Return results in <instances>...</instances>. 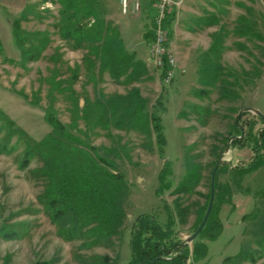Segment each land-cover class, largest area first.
Returning a JSON list of instances; mask_svg holds the SVG:
<instances>
[{"label": "rangeland", "instance_id": "rangeland-1", "mask_svg": "<svg viewBox=\"0 0 264 264\" xmlns=\"http://www.w3.org/2000/svg\"><path fill=\"white\" fill-rule=\"evenodd\" d=\"M131 1L128 13L123 14L118 0H97L104 21L118 29L125 51L134 53L146 65L147 79L129 86L111 79L107 72L99 75L96 68L93 76L89 75L86 44L76 47L74 40L64 36L60 0L2 1L0 229L12 232L13 237L4 238L0 231V264H128L131 227L140 215L151 216L163 225L171 215L174 235L183 241L190 236L197 208L205 203L210 172L218 159L222 162L215 175L217 189L230 194L223 197L225 201L216 214L221 231L213 239L197 236L192 243L204 245V256L190 258L185 264H264V160L254 157L250 142L264 131V125L252 112H242L238 118L244 108L257 110L264 117V0H185L174 11L170 38L162 24L167 51L174 62L175 77L168 84L163 81V70L148 63L158 18L157 2L150 0L153 11L147 16L142 0L140 11L133 5L135 0ZM213 17L216 24L205 26ZM241 18L247 20L250 32L261 38H252L249 33L240 37L236 30ZM15 20L24 33L26 48L47 38L37 60H21L12 33ZM93 22L91 18L84 21L88 26ZM146 33L151 34L148 44ZM215 33L222 36L215 59L220 73L212 80L213 68L206 67L210 71L207 73L201 70ZM51 79L74 92L78 109L86 102L91 104L98 95H125L137 88L147 110L162 116L163 159L158 157L153 138L149 140L135 131L92 129L73 114L69 92H54L49 97ZM210 79L209 85L204 84ZM158 98L163 113L154 107ZM32 101L38 105H30ZM47 107L53 108L62 124L75 125L85 132L93 147L122 146L117 149L120 159L113 160L124 177L128 196L122 205L119 233L110 239L94 244L90 243L92 238L67 240L63 234L68 225L63 220L53 221L52 210L40 201L45 182L36 171L42 163L30 158L25 167L21 166L26 141L18 132L35 142L46 136L51 130L43 119ZM8 121L13 123L10 131ZM237 125L240 133L235 131ZM238 135L239 143L234 146L230 138ZM255 162L257 167L246 172ZM164 163V186L159 189ZM239 169H243L241 173ZM192 171L198 180L186 186L190 191L175 192ZM188 246L191 249V243ZM241 252L243 257L238 259ZM103 258L108 262L103 263Z\"/></svg>", "mask_w": 264, "mask_h": 264}, {"label": "trees", "instance_id": "trees-1", "mask_svg": "<svg viewBox=\"0 0 264 264\" xmlns=\"http://www.w3.org/2000/svg\"><path fill=\"white\" fill-rule=\"evenodd\" d=\"M60 3L63 30L66 31L64 32L65 38L74 40L76 47L85 43V47L89 50L87 61L89 75L93 76V70L96 68L99 75L107 72L111 79L122 81L121 83L125 86L147 79L148 72L145 63L136 59L134 53L125 51L118 29L104 21L97 0H60ZM174 11L167 13L163 23L168 38L171 36V25L175 21ZM90 18L94 22L88 26L84 21ZM216 22L214 17L207 19L205 26H213ZM239 23L240 27L236 32L240 37H246L249 33L252 38H261L260 35L250 32L245 18H241ZM12 33L21 53V60H37L47 44L45 42L47 38L43 37L40 43H37L38 45L26 48L24 33L17 20L12 23ZM144 37L149 43L151 34L146 33ZM212 37L210 49L204 54V66L201 71L207 73L209 70L206 67L213 68L211 79L215 80L220 73V67L215 59L218 57L222 36L215 33ZM211 79L204 84L209 85ZM49 84V97H52L54 92L60 94L69 92L68 95L72 96L74 94L70 88L63 87L54 79H51ZM17 94L26 100L22 93ZM86 103L81 109H78L77 99L73 96L72 112L77 118L89 124L92 129L98 128L106 132L110 129L125 132L135 131L149 140L153 138L158 157L163 159L165 138L161 125L162 116L147 110L146 101L140 96L137 88L130 89L125 95H114L107 98L98 95L91 104ZM29 104L38 105L36 101L29 102ZM154 107L161 113L165 111L159 98ZM43 119L51 130L40 141L35 142L22 131L18 132L26 141V150L21 166L25 167L30 158H37L42 163L41 168L36 171L45 182L40 201L48 210H52L53 221L63 220L68 225L63 234L67 240L77 237L92 238L90 243L94 244L99 240L110 239L117 235L124 217L122 205L128 196L124 177L117 172L114 162V160L120 159L117 149H122V146L118 144L112 148L93 147L85 132L79 130L75 125L62 124L51 107L44 110ZM260 121L264 125V120ZM8 125L10 131L13 123L8 121ZM235 131L239 132L236 126ZM250 142L252 151L255 153L254 157L257 160L260 158L264 160V131L257 138L251 139ZM238 143L237 140H233L231 144L235 146ZM260 152H262V156H259ZM113 158L115 159L113 160ZM165 165L166 163L159 173V189L164 186L162 180L166 173ZM214 165L215 163L213 167ZM256 167L257 163L255 162L247 167L246 172H250ZM219 170L221 168H217L216 177ZM242 170L239 169L238 172L241 173ZM216 177L212 209L203 229L198 234L201 239H213L220 233L221 224L216 214H218L221 203L225 201L223 197L230 195L219 192ZM197 180V173L190 172L188 178L177 187L175 192L182 194L185 190L190 191L186 186L192 185ZM209 196L210 187L204 197V205L196 210V219L189 235L199 227L207 208ZM173 225L174 220L169 214L164 225L151 216H138L131 227L130 261L128 264H185L190 258L195 260L204 256L205 247L201 242L191 243V249L188 245L182 246L183 241L174 235ZM0 231L4 238L13 237L12 232L5 231L4 228H1ZM237 257L238 259L243 257L242 252ZM102 260L103 263L108 262L107 258Z\"/></svg>", "mask_w": 264, "mask_h": 264}, {"label": "built area", "instance_id": "built-area-1", "mask_svg": "<svg viewBox=\"0 0 264 264\" xmlns=\"http://www.w3.org/2000/svg\"><path fill=\"white\" fill-rule=\"evenodd\" d=\"M158 18L155 20V31L151 41L149 54L151 57L148 63L154 65L156 69L164 70L163 81L165 84L171 83L175 77L174 62L167 51V40L162 28V22L167 13L172 10H179L185 0H155ZM121 13L126 14L130 9L131 0H118ZM136 11L141 8L140 0L133 1ZM140 11V10H139ZM162 80V79H161Z\"/></svg>", "mask_w": 264, "mask_h": 264}, {"label": "water", "instance_id": "water-1", "mask_svg": "<svg viewBox=\"0 0 264 264\" xmlns=\"http://www.w3.org/2000/svg\"><path fill=\"white\" fill-rule=\"evenodd\" d=\"M242 112H252L254 113L255 115H257L260 119L264 120V117H262V115L257 111V110H253V109H249V108H244L242 109L239 113H238V118L240 116V114ZM238 118H237V121H238ZM237 129L239 131V133L241 132V129L239 128V126L237 125ZM240 138V136L238 137H234V138H230V141L232 143V140H238ZM230 143V142H229ZM221 159H218L213 167V170H212V174H211V178H210V196H209V200H208V204H207V208H206V211H205V214L203 216V219L199 225V227L197 228V230L191 234L190 236L186 237L183 242H182V246L184 245H189L190 243L193 242V240L198 236V234L201 232V230L203 229L208 217H209V214L211 212V209H212V204H213V200H214V177H215V174H216V170L217 168L220 166L221 164Z\"/></svg>", "mask_w": 264, "mask_h": 264}, {"label": "crops", "instance_id": "crops-1", "mask_svg": "<svg viewBox=\"0 0 264 264\" xmlns=\"http://www.w3.org/2000/svg\"><path fill=\"white\" fill-rule=\"evenodd\" d=\"M3 0H0V6L3 5L2 3ZM143 3H142V10L146 13V15L148 16L149 12L150 11H153L151 5H149V3L151 2L150 0H142ZM145 42H147L148 44V40H145Z\"/></svg>", "mask_w": 264, "mask_h": 264}]
</instances>
